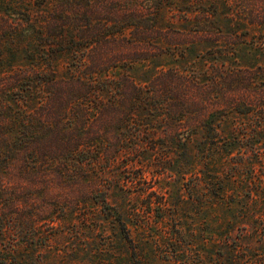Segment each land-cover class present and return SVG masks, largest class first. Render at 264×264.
Segmentation results:
<instances>
[{
	"label": "rangeland",
	"instance_id": "obj_1",
	"mask_svg": "<svg viewBox=\"0 0 264 264\" xmlns=\"http://www.w3.org/2000/svg\"><path fill=\"white\" fill-rule=\"evenodd\" d=\"M154 11L179 23V44L108 72L154 89V107L92 111L73 130L74 109L56 107L31 138L60 144L67 127L90 152L67 168L58 149L29 153L28 172L0 167V264H264V0ZM26 66L2 59L0 87Z\"/></svg>",
	"mask_w": 264,
	"mask_h": 264
},
{
	"label": "trees",
	"instance_id": "obj_2",
	"mask_svg": "<svg viewBox=\"0 0 264 264\" xmlns=\"http://www.w3.org/2000/svg\"><path fill=\"white\" fill-rule=\"evenodd\" d=\"M176 24L154 11V0H0V61L18 58L28 65L17 72L11 90L0 87V96L18 93L0 101V167L9 173L20 161L28 172L29 153L36 158L56 149L62 167H71L74 157L67 156L91 149L86 137L71 131L90 125L88 113L95 111L98 121H111L125 107L151 110L154 89L108 72L179 44ZM177 75L185 84L194 81L187 73ZM56 107L63 114L75 111L74 125L63 128L60 144L32 139L34 128L44 130ZM87 158H77L75 168L83 170Z\"/></svg>",
	"mask_w": 264,
	"mask_h": 264
}]
</instances>
